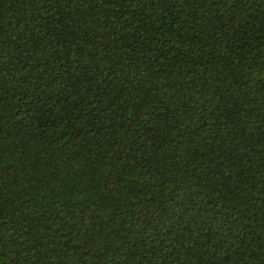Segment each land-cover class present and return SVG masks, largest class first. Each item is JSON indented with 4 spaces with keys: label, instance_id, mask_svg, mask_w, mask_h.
Returning <instances> with one entry per match:
<instances>
[{
    "label": "trees",
    "instance_id": "16d2710c",
    "mask_svg": "<svg viewBox=\"0 0 264 264\" xmlns=\"http://www.w3.org/2000/svg\"><path fill=\"white\" fill-rule=\"evenodd\" d=\"M0 264H264V0H0Z\"/></svg>",
    "mask_w": 264,
    "mask_h": 264
}]
</instances>
